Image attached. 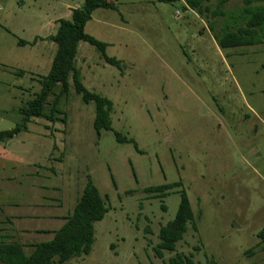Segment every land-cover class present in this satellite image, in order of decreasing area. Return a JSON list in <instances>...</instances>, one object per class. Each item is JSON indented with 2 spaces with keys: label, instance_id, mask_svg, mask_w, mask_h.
Segmentation results:
<instances>
[{
  "label": "rangeland",
  "instance_id": "1",
  "mask_svg": "<svg viewBox=\"0 0 264 264\" xmlns=\"http://www.w3.org/2000/svg\"><path fill=\"white\" fill-rule=\"evenodd\" d=\"M108 1L113 8L96 9L85 32L108 44L119 68L85 42L75 66L90 92L113 102L112 131L94 130L95 104L75 92L72 77L56 103L57 84L45 112L56 103L62 114L31 118L0 142V243L17 242L29 255L51 240L91 179L109 212L94 225L90 254L70 264H170L177 256L264 264V43L222 49L214 38L239 18L243 0H205L203 15L187 0ZM83 5L0 0V131L21 124L51 69V36ZM182 191L195 220L160 258L159 232Z\"/></svg>",
  "mask_w": 264,
  "mask_h": 264
},
{
  "label": "trees",
  "instance_id": "2",
  "mask_svg": "<svg viewBox=\"0 0 264 264\" xmlns=\"http://www.w3.org/2000/svg\"><path fill=\"white\" fill-rule=\"evenodd\" d=\"M161 3H176L179 0H157ZM203 1L187 0V6L203 15ZM226 0H222V4ZM253 0H243L245 7L239 18L233 25H227L224 30L214 34L217 44L222 49L253 46L264 43V6L251 5ZM99 8L111 9L113 5L108 0H84L81 8L74 9L69 19L59 22L56 33L51 40L57 45L49 74L42 81V90L31 100L25 108L21 109L22 122L14 129L0 131V142L11 140L19 133L27 129L31 118H47L54 121L55 114H62L57 108L60 96L69 93L70 77L73 78L74 89L81 95L85 103L95 104L94 130L100 136L103 130L112 131L110 112L113 102L97 93L90 92L83 84L80 71L75 62L81 42L95 47L105 61L119 68V61L115 57H109L106 53L108 44L97 40L85 32L86 24L92 19V13ZM214 16H222L220 8L213 11ZM212 28V27H211ZM213 29V28H212ZM26 43L20 41L19 45ZM57 84H60V92L56 103L50 110V115L45 112V104L48 96ZM116 139L120 136L116 133ZM177 183L162 185L153 188V191L161 193L172 189ZM109 212V207L102 198L98 188L91 179L88 182L75 205L72 214L65 218V223L58 229L53 238L46 242L36 244L32 252L27 255L23 245L17 242L0 243V264H70V261L87 256L94 243L96 222L104 219ZM195 220L194 212L186 191L180 195V203L175 218L160 229L159 244L155 248L156 255L163 257L164 252H175L176 244L183 238L189 223ZM170 264H195L190 258L184 260L180 257L170 259Z\"/></svg>",
  "mask_w": 264,
  "mask_h": 264
}]
</instances>
